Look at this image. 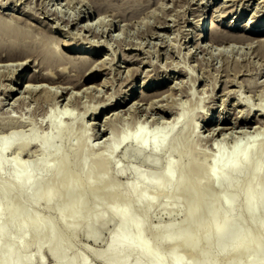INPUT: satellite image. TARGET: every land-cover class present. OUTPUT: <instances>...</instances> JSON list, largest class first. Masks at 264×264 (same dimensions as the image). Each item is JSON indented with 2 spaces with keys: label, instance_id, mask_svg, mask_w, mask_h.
I'll return each instance as SVG.
<instances>
[{
  "label": "rangeland",
  "instance_id": "1",
  "mask_svg": "<svg viewBox=\"0 0 264 264\" xmlns=\"http://www.w3.org/2000/svg\"><path fill=\"white\" fill-rule=\"evenodd\" d=\"M14 1L12 0L0 1L2 2L0 3V8H2L1 9L2 14L0 13V15L2 17L10 19L14 23H18V25L21 26V27L19 26L20 30H18V32H14L13 30H10V29L7 30V29H4L5 27L0 26V56L7 54L8 52L12 51L15 48V46H12L11 42L18 43V42H22L23 40L24 41L26 40L29 42H33L42 48V47H45L42 44L44 43V40L48 41L50 40V38L51 39L54 38L55 35H57L58 38L60 37L62 40L63 39L71 40L73 38L74 35L67 31L68 25H65V23L61 21H58V19H51V18L46 17L48 13H45V11L43 10V5L40 7V3H39L40 0L38 1L25 0L26 2L24 0L22 1L17 0L16 2ZM140 1L143 2L145 0L143 1L140 0ZM170 1L172 0L166 1V4H165L166 6L168 5L167 3H170V4L167 7H164V9L158 6L156 2L155 3L157 5L155 3L154 4L150 3L151 6L148 5L146 1H145L146 4L143 2L142 3L143 6L140 5L141 8L139 9L141 10V13L139 10H137L139 12L135 14L139 13L138 16L133 13L134 16H133V19H131V21L125 20L126 22L130 21L129 25L132 24L133 26L124 25L123 27H125L126 29L125 32L123 30H121L120 32L118 29L115 30V32H119L120 36L125 37L128 41L131 42V44H125L124 47L122 46L119 48L117 41L110 38L111 35L109 36L104 35L103 37H97V36L91 35V33L87 30L84 31L85 34L89 33L88 37L90 38V40L94 41L95 39V41H98V40H102L103 38V40H106V41L108 40L110 42L109 45L111 46L110 48L113 49L112 51H108L109 48L107 49V46L106 47L105 46L94 47L95 49L96 48L100 49V52H99L100 54L99 53L95 54V51H94V53L91 55H93L94 58H103L104 56H107V57L109 56L108 58L111 59L114 57L115 59L116 57L114 61L116 64H114V67L121 68L119 69L120 72H118V70H116L115 68L114 70L111 67H109V63L99 64L100 66L99 68H101L102 70L98 69L97 72L93 73L92 77H90L89 79H83L84 77L77 79L74 77V75L76 76V74L78 73L76 66H73L70 63L68 64L66 63L67 65L65 63L64 64L62 63L64 67L60 64H59L60 66L54 68L55 70L49 67L51 70H53L51 71L46 66H43L40 63V59L34 57L35 55L28 56V57L27 55H22V57L19 56L20 58L17 57V59L6 60L7 62L9 61L8 62L9 64L7 65V62L3 61L4 64L6 65L4 66L3 64V66H0V72L2 71L1 75H4V76L0 75V149H1L2 135H6L9 131H11L13 135L18 138L17 139L18 141L14 143L8 150H6L4 153L0 152V158L4 160V165L0 170V184L5 183V185L9 187V189L5 192L4 195H0V205L3 208H8L9 205H13L15 209L17 210V217L15 218L14 221H12L11 224H9L8 229L5 232V234H3L0 237V244L5 245L8 240L7 237L9 236L14 237L16 240L20 239L21 235L19 234L18 229H17L18 223L21 221V219L28 218L32 216L33 214L37 215L39 219V223L41 225V232L39 233L38 236H36L35 235L36 227L35 225L31 224L27 226L26 235L24 237V241H26L29 244L24 253L31 256V259L29 263L27 264H54V259L50 253L51 251L50 244L46 241V237L51 227L53 228L55 232L54 242H58V240H60L65 249L64 259L61 264H66V262L72 259L75 260L76 264H122L121 262H117L115 260L102 259L101 257L97 255V252L104 251L110 236L114 232L118 236L127 240L128 242L136 245V249L132 251L127 257H125V261H124L125 264H132L138 256H141L143 260V264H156V262L160 258L163 259V262L161 264H179L178 262H174L170 257L171 245L168 242H163L160 246H158L155 240V237L157 235L161 236L166 233L168 223L173 221L175 223V227L173 231L177 232V231H180L181 225L189 220L198 221L200 223L198 227H195L192 224H189L187 227L188 232L190 233L196 232L198 234L199 240L196 246H194L193 244L186 246V245H182L179 243H175L176 252L178 253L180 257H182L183 259L187 261H191V262L195 261V259L197 258L199 259V255H197L196 252L202 249V250L207 251L206 258L210 260L216 259L217 264H248L249 263L248 261L250 257L249 253H239L235 256H232L231 253L226 251L227 249H225L224 251H221V244L219 241L212 238L210 242H208L204 238L205 230L206 229L213 230L214 227L217 225V223L222 220L223 213L225 210V205L223 203L219 204L220 213H219L218 219L209 225H205L203 223L207 216L206 215L207 210L210 207L209 202H205L199 208L200 213L198 216L191 217V216L185 215L183 210L190 204L189 196H188L189 188L184 185L183 186L178 185V180L181 178L188 179L189 176L187 177L188 175L187 170L189 169L192 161L194 160L201 161L204 164L203 169H202L203 171L209 172V171L217 170L219 171L221 176L223 175V177L218 178V180L215 183V186L211 188L212 190L206 193L208 197L209 196L211 197V196H214L216 194L223 192V188L225 187V183L223 180L224 176L225 177L228 176L231 178V184L233 185V187H235L237 184L243 186L247 176L249 175V173L246 171L247 164L253 160H259L260 167L256 173L252 174L254 178V182H255V188H254L255 198L257 199L258 196L264 192V147L260 145L261 141L264 140V132H263L264 127L261 126L262 128H260L262 130L260 131L263 133V134L261 133L260 135L261 137H263L262 140L256 139L255 134H253L255 133V129H253L255 127L254 125H257L258 123H254L253 125L248 126V127L247 125H245V126H238L234 128L233 130L229 129L227 131L228 135H230L231 133L233 134L232 136L231 135L228 136V138H227V134L225 137V135L220 133L214 136L215 138L214 137L207 138L208 139L207 141L206 139L207 131H205L204 128H202L203 131L201 129L200 134L202 133L204 135L206 134L205 135L206 137L203 134L202 135L204 137L202 136L201 138H199L198 135L190 134L193 128V125L195 126L198 123L197 125L200 124V126H198V129L201 128V123H202L201 117L203 116L202 114H205L206 112L212 113V117H214L213 121L218 119L220 113H222V116H223L222 119L234 120L235 119L234 117L240 116V114L242 113L241 111L243 110H246V111H243V113L247 115L249 111L248 109L251 110L252 107L253 109H252L251 115L254 114L258 116L259 113H261L260 112L261 108L264 109V97H263L264 91L261 93V91L264 90V86H262L264 85V66L261 64V62L262 63L264 62V57H260L261 54H257V51L254 50V47L249 49L247 47H244L245 44L243 45V43H238V42L231 43V45L226 46L225 49L227 51H230L231 48L234 45H236L234 51L230 53L231 55L229 58H233L235 55L236 57H238L240 55L239 53L236 52L237 49H240L238 48L240 44H241L240 52L243 51L244 49L245 50L249 49L250 55L248 54V58L251 56L250 58L251 60L246 63L248 65L243 63L244 68H243V64L241 66L237 65V68L238 66H240L239 68H241L242 71L238 70L239 68L234 69L236 67V64L230 61L229 59H227L226 57L225 59L227 60H225L223 56H217L218 58H216V55H218L217 54L218 49H214L215 46L213 48L211 47L213 50L210 48L212 53L211 52L209 53L199 52L197 56L196 55L192 56L191 54H187V51L189 53V46H187V43L184 42L183 29L181 30L180 28H183L184 25L187 23V18L195 21L199 17L197 16V14L193 13L192 7L198 6L199 8L201 7L200 9H202V6H203V8L205 9L204 10L205 11L204 21L207 20L208 23L211 21V15L213 13V9L215 12L218 13V14L216 13L217 15H221L222 13L224 14V12L225 13L227 12L225 11L226 9L230 10L232 8H236L237 13L234 16L233 20L231 16L233 15L234 11H232L230 15L228 14V16L224 18V20L222 21L220 25L222 28H225V26L227 27V25H229V22H232L237 19L234 23H236L237 26L240 28L236 29L235 32H242L241 30L244 26L243 24L247 23L248 19L250 20L252 18L255 19L254 17H252L254 14L264 15V4H263L264 0H261V1L259 0H237V1L236 0L234 1L233 0H226V1L225 0H208V1L207 0H188L189 3L186 0H181L179 2H175L174 0L172 2ZM3 2L5 6L2 5ZM133 2L134 1L132 0L130 3L127 2L128 4L127 3L125 4L131 5L133 4ZM191 2L194 3L193 4L194 6L191 5ZM256 2H258L260 5H258ZM51 3H50V6H51ZM115 3L118 5L119 4L122 5L121 4L122 2L118 0H116ZM182 3L186 5L187 7L184 6ZM186 3L189 4V6ZM125 4L123 5L125 6ZM144 4L146 5V7H144L145 6ZM171 4L173 5L175 4L176 6L174 5L171 7ZM204 4H206V7H204ZM25 5L26 7H24ZM153 5L156 6L157 8V9H154L156 11L154 10H153L154 12L152 11L155 15V18L153 16V13L150 10L151 8L152 9L155 8ZM223 5H225L228 8L223 7ZM234 5L236 6L233 7ZM59 7H62L60 3H59ZM159 7L161 8V10L159 9ZM4 8H6L5 11H3ZM171 8L172 10L174 8V10L172 11ZM218 8L220 11L218 10ZM39 9H40V12L38 13ZM62 9H66V7L63 6ZM31 10L35 12H31ZM176 10L177 11L179 10L180 13L178 12L179 14H177ZM184 10L186 12H184ZM254 11L256 13H254ZM156 12L158 15L155 14ZM198 12L200 11H197V13ZM142 13L147 14V15H144ZM175 14L178 16L177 19H174L176 18ZM128 15L131 16L132 13ZM161 15L169 17L167 18V20L170 26H168L165 29L159 28L156 26V24L158 23V21H156L157 16L161 17ZM238 15H240L239 18L237 17ZM182 16H184L185 19ZM138 17L139 18L141 17L142 20L140 19V21H137L139 20ZM176 20H177V23L175 22ZM47 21H49V23ZM125 21L123 20L120 23H125ZM20 22H22L21 23L22 25L20 24ZM152 23L154 27L152 26ZM76 25L77 24L72 26L71 29L72 30L76 29L77 27ZM148 25H150L151 27ZM177 26L179 27L177 28ZM149 27L150 29H148ZM186 27L188 28L187 30H189L190 28L189 31H191L190 25L189 26L187 25ZM62 29L65 31H63ZM171 29H174L175 33H173ZM145 30H147L148 32H145ZM155 31L157 32L156 34H155ZM158 31H160L163 35L165 32H167L166 33L167 37L162 36L161 33H159ZM44 33L46 35L48 34L49 35L46 36ZM163 40H165L166 42ZM206 40H207V37L205 41ZM56 41L57 40L55 39L52 42V47L59 45V47L66 48V45L64 44V42H61L60 44H58L57 43L58 41L57 42ZM81 41H82V44H78L80 48L82 47L83 49H86V48H88L89 50L91 49V47H89L90 44L85 43L87 42V39L85 40V38H82ZM139 43H142L143 46L141 47L140 46L141 44ZM178 43L181 44L182 46L179 45ZM189 44L191 45L190 46L191 48L194 47L193 50L196 49V46H192V42H189L188 45ZM130 45H131V48H126L127 46L130 47ZM133 45H135V47ZM186 47L188 48V50ZM222 47L223 46L219 48H222ZM159 48L161 49L159 50ZM17 49H19V47H17ZM122 49L125 51H123ZM143 49L145 51H143ZM146 50H148L149 53L152 51L150 53V56ZM107 51L108 53H106ZM126 51L128 53H126ZM116 52L118 55H116ZM157 52L158 53L160 52V53L158 54ZM251 52L253 54H251ZM166 53H167V57L169 58H166ZM67 54L72 55V57H74L72 59H75V61L78 59L77 60L78 62L79 58H76V57L77 55H81V51L80 49H78L76 52L68 51ZM127 54L131 56L129 60L124 59L125 56H127ZM135 54L139 55L140 57ZM47 55L52 58H55V57L57 58V56L59 57V54L53 55V54H50L49 51ZM168 55H170L171 57ZM203 55L205 57H208V59L206 58V60H209V62L206 61L205 59H203L202 61L201 58ZM23 56L26 58H24ZM245 56H241V58ZM60 57L62 56L60 55ZM21 58L28 59L27 64L24 68L20 67V65H18L17 63L19 61L21 62L22 60ZM65 59H68V58H65ZM255 59L257 60L256 63L258 65L255 64V62H252V61H256ZM226 61L229 62V65H228V62ZM252 63L255 66L257 65L256 66L257 68H255V66ZM81 64L82 63H80L79 64L80 66L79 65L78 66L82 67L83 65ZM202 64L205 65L204 71H203V67H201L203 66ZM102 65H104V67ZM178 65L181 69L178 67ZM207 65L209 67H207ZM245 65L247 66V68L245 67ZM69 66L70 68H68ZM195 66L196 67L198 66V67L196 68ZM220 66L221 68H218ZM61 67H63L64 69ZM133 67H135L136 70ZM190 67L192 68L195 67V68L190 69ZM251 67L253 70L251 69ZM58 68L59 69L61 68L62 72L63 70H65L63 72L64 74L63 76L68 77L71 75L69 78L70 80L65 78L66 81H71V80L74 81V79H76L74 81L76 82V81L81 80L83 82L81 83L83 86L80 85V87L79 86L74 87V84L72 82L71 83L69 82L70 84L62 83V85H65V86L70 85V87L71 86L72 87L71 89L69 87L68 92H64L65 95L63 94V96H61V99L59 98L60 100L56 99L57 101L55 100V98L53 99L48 95H47L48 97L46 98V95L44 93L41 94L42 95L41 97H40V94L35 95V96L38 95L40 100L38 97H34V95L26 96L27 98L24 97L25 99L22 98L21 100H19L17 99V95L18 96L20 95L19 92H14L13 93L14 95H13V94H9V90H7V87L8 89L10 87L9 83L11 84L13 83L11 79L13 78V76L20 78L22 84L20 83L19 85L16 82L17 85L15 86L16 87L20 86L23 90L26 85L24 81L28 77L27 74H25L27 71L30 70V72H35V71L42 72L43 70L46 69L45 72H47L48 70L52 74L53 72H55V76H56V73L59 72ZM141 68H143V70ZM178 68L180 71L178 70ZM215 68L218 70H216ZM137 69H141L142 71L141 70L137 71ZM144 69H147V70H144ZM195 69H196V73L198 74L194 72L193 74H195L196 77L195 76L193 77V74H191V70L194 71ZM208 69L210 71H208ZM225 69L227 70V72L229 71L228 74H226ZM259 69L261 71H259ZM68 70H69V73L67 72ZM127 70L128 71L131 70L132 73L129 75L130 72L128 73ZM233 71L235 73V76H234V73H232ZM258 71L260 72V74ZM3 72L5 73L3 74ZM6 72L8 74H6ZM70 72L71 73L74 72L75 74L73 73L71 74ZM42 73H44V71ZM237 73L238 75L236 76ZM66 74H69V75H66ZM229 74L230 76H228ZM205 75L207 76L208 80L206 79V77H204ZM215 75L218 76L220 79L219 78L216 79L217 77ZM57 76H58V73H57ZM78 76L81 77V75H77V77ZM200 76H203V77H200ZM227 78L228 79L231 78L232 81L227 80ZM233 78L236 81H234ZM255 78L256 79L259 78L258 81L260 82L262 81L263 84L258 82ZM103 79L104 80L108 79L109 81L106 80L108 84ZM143 79H147V82L150 83L147 87L144 88V90L148 91L149 93H153L154 91H156V89H160V90L164 89L165 90L164 94H167V93L169 94V92L171 91L170 87L172 85L173 86L171 87V89L174 88L175 90L173 89L170 92V94L172 93V95L167 94V96H165L163 94L164 97L166 98H164L163 101L162 100L159 101L158 102L159 104L155 103V105L152 104L151 106V104H149V102L148 103L145 102V100L144 101L142 100L143 102L140 101V98L142 95L139 91L142 89L141 83H143L142 82ZM194 79H195V82H194ZM214 79L215 81L219 80L217 84H215V82L213 83ZM238 79L240 80V82ZM241 79H243L242 82H241ZM224 80L227 81L226 83H228V86L224 82ZM251 80H253L252 82L255 81V84H257L256 87L251 82ZM174 81L176 82L175 86L177 87H174V83H175ZM100 82L101 83L103 82L104 84L102 83L101 85ZM181 82L183 83V85H181ZM45 83L47 85L50 84L51 86H53L54 89H56L57 87V83L56 84L55 83L52 84L48 82H45ZM247 83L250 86L253 84V86H251L252 88ZM90 84L92 85L94 89L89 88L87 91H85L84 88H82ZM242 84H245V86H243ZM213 85H215L214 86L215 90L213 89ZM59 87L60 86L58 84L57 88L60 91H62L61 90L62 88H59ZM96 87H99V88H96ZM102 87H103V90H102ZM131 87H133L134 90H129L127 93L126 91L130 89ZM186 87L188 91L186 90ZM78 88L79 89L82 88L83 91L81 89L79 90ZM166 88L167 89L169 88V89L166 90ZM188 88H191V89H188ZM248 88H251L252 90L256 91L255 94H254V91L252 92V90ZM99 89H100V92H99ZM123 89H125L126 91ZM231 89L232 90L235 89V90L232 91ZM78 90H79V93H78ZM226 90L228 92H226ZM123 91L124 93H122ZM173 91L175 92L173 93ZM73 92H75L74 95H73ZM85 92L87 93L90 92L91 94H87ZM93 92L96 93L97 95L99 94V96H96V94L94 96ZM76 93L78 95H76ZM80 93L82 97L79 96ZM225 93H227V95ZM235 93L237 95L239 93L241 96L240 95L236 96ZM69 95L70 96L73 95V98L71 99L72 96L69 98L68 97ZM110 95L113 96L112 97L113 99L108 98V96L110 97ZM74 96L76 97L75 99H74ZM102 96H104V98ZM124 96H126L127 98H124ZM243 96H245L246 98ZM79 97L81 99H79ZM99 97L100 98L102 97V99L100 100ZM226 97L229 101L223 100L224 98L226 99ZM41 98H43V100H41ZM67 98L71 100L69 101L67 100ZM167 98L171 102H167L168 101ZM171 98L174 100L176 99L175 100L176 102H174V100L172 101ZM120 100H122V102ZM134 100L140 101L141 102V104L139 103L140 106L138 107L139 105L138 104L137 106L135 105L133 107V109L135 110L131 108V110L124 111V109H127L128 106L131 107L130 105L132 104V102H134ZM107 101L108 103L105 104ZM249 101H251L252 105ZM66 102H71V103L70 104L68 103L69 104L68 105ZM101 102L103 103L101 104ZM178 102H182V103H178ZM247 102H249V104ZM175 103H178L180 107L178 105H175ZM64 104H65V108L68 107L66 108V110L65 108H63ZM94 104L96 106L99 105L98 111L96 112L97 114L93 113L92 111L91 112L87 111V108L89 106L90 107L93 106ZM166 106L172 109V115H170L171 116L170 119L172 118L171 120L175 118V116L173 115H176V114L178 115L182 110H184L183 115L180 119V122L174 128L167 127L168 123L167 125H166V122L164 123V121L166 119L168 120L169 118L167 117L161 118L162 117L161 110L166 108ZM176 106H178L179 108ZM141 107H143V109ZM147 107L148 109L150 108L148 111H147ZM63 109L65 113L61 112V110ZM175 109H177V111ZM236 109L237 111H240V112H237ZM114 110H115L116 116L115 114L112 115ZM142 110L144 111L142 112ZM131 112L133 114H136L137 112L138 115L133 116ZM144 112H146V114ZM199 112H201L202 114H200ZM196 113H198L199 115L198 114L195 115ZM243 113L241 114V116H246ZM49 114L53 119H50V116H48ZM110 116L113 118V120H110ZM113 116H115L116 118ZM195 116H197V119ZM108 117H109V121H108L109 125L107 124L106 126L105 119L108 120ZM192 117H195L196 120L195 119L193 120L194 122L197 121L196 124H192V120H191ZM155 119L157 121H155ZM91 120L92 121L94 120L93 121L94 124ZM137 120H140V122ZM85 122H87L88 128L92 126V129L91 128L87 129L84 126L86 124ZM163 123L166 126H164ZM138 125H139V128H137ZM102 126L107 127V128L109 127V128L107 129L103 127L104 129L103 130L101 129ZM96 128L98 129L96 130ZM250 129H252L253 132ZM94 131H95V134H94ZM242 131L246 133L241 134L243 133ZM248 131L250 132L248 133ZM165 134H168V137L165 143L161 145L162 147L159 149L158 154L154 155L149 152L145 154H140L137 151L135 144L138 142V140H142L146 138L148 141L147 147L148 149H150L152 147L153 141L155 139L160 141ZM44 135H48L51 141L50 147L47 148L45 151L40 149L38 145ZM6 137H9V136H6ZM123 137H127L128 140H130L132 137L133 138L135 137V140L134 142L129 141L127 143L124 142L122 144H119L120 139ZM204 139L208 143H206ZM209 139H211L210 140L211 143L209 142ZM214 139H217V140H214ZM234 139H240L241 142L239 143L238 146H233L235 142ZM24 140H27V141L32 140L31 142L32 147L30 146L28 150H22L21 148H19L18 144ZM201 140L203 142H201ZM115 145H117L118 147L115 148ZM245 145L247 147L246 161L242 164V167L239 170H236L230 174L227 171L226 166L228 165L230 161L234 160L237 157V154L242 151V148ZM182 149L184 151L180 152V150ZM212 153L216 154L215 158ZM42 157H46L47 159H49L53 163V167L48 168V169L47 168H37L36 162L38 159ZM218 159H220V164L216 161ZM15 160H18L21 164H27L30 167V169H32L33 172H37V171L40 172L41 176L39 180H37L36 184L31 189H26V188L17 186L14 183V179L17 178L18 174H17V171L12 168L11 164ZM169 164H171L172 178L166 183L165 186L155 187V186L150 185L148 182L137 181V178H136L137 171L143 172L148 178V180L161 179L163 177L164 169H166V167ZM59 169L62 171H58ZM89 173H91V176L89 179H87V175ZM202 179H203V182L206 180L205 177H202ZM72 180L75 181L77 188H79L80 191L72 192L70 191L69 188H67V185ZM134 182H137L139 187L145 190L146 196L154 197L155 199L154 203L152 204L151 210L149 213H145V210L143 209L144 208L143 204L133 205L131 207V226L130 228L125 231L117 230L118 219L110 213L109 209L113 206L127 208V205L125 204L126 199L130 196L129 195L130 188ZM46 185L50 186L49 190L53 195V199L50 205L46 204L44 196L37 200L34 199L35 190L43 189L44 187H46ZM229 192H232V190L230 189ZM113 195H118V196L115 198L113 197ZM74 199L78 200V205L76 208L75 215H72L70 213V209H71L70 203L71 201H74ZM164 205L169 206V209L164 210L162 207ZM243 208H244V200H243L242 194H240L235 199L234 213H233V217L231 221L235 222L237 221L238 216H242V218L244 219L243 225L246 226V228H249L250 234L257 235L259 237L263 247H262V251L257 256L256 264H263L264 262V201L261 204H259L258 209L256 210L253 216L243 214ZM62 209H65V213H66L63 218L60 216V211ZM5 216H6V213H5ZM138 219L143 220V227H142L143 241L148 242L154 249L153 253L151 254H145L144 252H142L140 244L136 242V229L134 228L133 224ZM184 219H185V222H184ZM90 229H91V232H90ZM232 244H233V240H228L225 242L226 247H229ZM208 246H211V247H208ZM2 255L3 253H0V259L2 258ZM20 262H21V256L15 257L14 259H12L11 264H19Z\"/></svg>",
  "mask_w": 264,
  "mask_h": 264
},
{
  "label": "bare ground",
  "instance_id": "2",
  "mask_svg": "<svg viewBox=\"0 0 264 264\" xmlns=\"http://www.w3.org/2000/svg\"><path fill=\"white\" fill-rule=\"evenodd\" d=\"M0 1H2V0H0ZM9 1V0H8ZM12 1H14V0H12ZM17 1V0H16ZM16 1H14V2H16ZM19 1H22V0H19ZM19 1H18V3H19ZM25 1V0H24ZM36 1H38V0H36ZM47 1V2H46ZM115 1L116 0H40V7L43 5V10L45 11V13H48L47 15H46V17H48V18H51V19H58V21H61V22H63V23H65V25H68V27H67V31L68 32H70V33H72L73 35V38L70 40H65V39H61L60 37L58 38L57 37V35H55L54 36V38H50V40H48V41H45L44 40V43H42L45 47H40V46H38V45H36L35 43H33V42H29V41H22V42H18V43H14V42H11L12 43V46H15V48L12 50V51H10V52H8L7 54H5V55H1L0 56V66H3V64H4V62L3 61H6V60H13V59H17V57H19V56H21L22 57V55H27V57L28 56H33V55H35L34 57H36V58H38V59H40V63L43 65V66H46L47 68H52V69H54V68H56V67H58V66H60V65H62L63 66V64L65 63H70L71 65H73V66H76L77 67V71H78V73L76 74V76L74 75V77L75 78H82V77H84L83 79H89L90 77H92V75H93V73H95V72H97V70L98 69H100V70H102L101 68H99L100 66H99V64H108L109 63V67H111L112 69H114L115 67H114V64H116L114 61H115V59H116V57H115V59H114V57L113 58H108L107 56H104L103 58H94L93 57V55H91V54H93L94 53V51H95V54H98L99 52H100V49L99 48H94V47H101V46H107V49L109 48V50L108 51H112L113 49L112 48H110L111 46L109 45V41L107 40H103V38H102V40H98V41H95V39H94V41L93 40H90V38L88 37L89 35V33L87 34H85L84 33V31L85 30H87V31H89L90 33H91V35H94V36H97V37H103L104 35H111V37L110 38H112V39H114L115 41H117V43H118V45H119V48L120 47H124V45L125 44H131V42L130 41H128L125 37H123V36H120L119 35V32L121 31V30H123L124 32L126 31V29H125V27H123L124 25L125 26H131V25H129L130 24V21H131V19H133V16H134V14L135 13H137V12H139L140 11V13H141V10H139L140 8H141V6L140 5H142V3L144 2L145 3V1H146V3H148V5H150L151 6V4H154L155 2L158 4V6H160L161 8H163L164 9V7H167L170 3H167L168 5L166 6L165 4H166V1L167 0H145V1H143V2H141L140 0H133L134 2H133V4H129V5H126L125 3H127V2H131L132 0H118V1H121L122 3V5H118V4H116L115 3ZM173 1V0H172ZM172 1H170V2H172ZM175 2H179V1H181V0H174ZM187 2H188V0H186ZM208 1V0H207ZM226 1V0H225ZM234 1V0H233ZM232 1V2H233ZM237 1V0H236ZM259 1H261V0H259ZM6 2V1H5ZM26 2V1H25ZM44 2H45V4H44ZM52 2V3H51ZM174 2V3H175ZM183 2V1H182ZM192 2H194V1H192ZM191 2V5L192 6H194L193 4L194 3H192ZM201 2V1H200ZM0 3H2V2H0ZM8 3V2H7ZM10 3H12V2H10ZM17 3V4H18ZM22 3V2H21ZM50 3H51V6H50ZM59 3L62 5V7L63 6H65L66 7V9H62V7H59ZM119 3V2H118ZM145 3V4H146ZM151 3V4H150ZM155 3V4H156ZM181 3V2H180ZM184 3H185V1H184ZM189 3V2H188ZM199 3V2H198ZM209 3V2H208ZM223 3H225V2H223ZM228 3V2H227ZM237 3V2H236ZM258 5H260L258 2H256ZM261 3V2H260ZM25 4V3H24ZM27 4V3H26ZM123 4H125V6L123 5ZM128 4V3H127ZM144 4V5H145ZM156 4V5H157ZM176 4V3H175ZM174 4V5H175ZM183 4V3H182ZM181 4V5H182ZM187 4V3H186ZM229 4V3H228ZM232 4V3H231ZM230 4V5H231ZM242 4H243V2H242ZM264 4V3H263ZM3 6H5V4H4V2H3V4H2ZM165 5V6H164ZM173 4H171V7L172 6H174ZM177 5H179V4H177ZM184 5V4H183ZM188 6H189V4H187ZM222 5V4H221ZM3 6H1V7H3ZM7 6V5H6ZM8 6H9V4H8ZM34 6H36V5H34ZM34 6H32V7H34ZM143 6V5H142ZM154 6V5H153ZM176 6V5H175ZM184 6H186V5H184ZM236 5H234L233 7H235ZM246 6V5H245ZM15 7V6H14ZM24 7H26V5L24 6ZM38 7V6H37ZM37 7H35V8H37ZM144 7H146V5L144 6ZM143 7V8H144ZM155 8H151L150 10H151V12L154 10V9H157L156 8V6H154ZM159 7V9L161 10V8ZM183 7V6H182ZM187 7V6H186ZM204 7H206V4H204ZM208 7V6H207ZM220 7V6H219ZM222 7V6H221ZM223 7H225V8H228V7H226L225 5H223ZM231 7V6H230ZM229 7V8H230ZM254 7V6H253ZM259 7H261V6H259ZM148 8H149V6H148ZM191 8V7H190ZM201 8V7H200ZM198 6L197 7H192V9H193V13H195V14H197V16H199L195 21H193V20H190V19H188L187 17V23L184 25V27L183 28H180L181 30L183 29V33H184V42L185 43H187V46H189V53H188V51H187V54H191L192 56H197L198 54H199V52H211L212 53V51L210 50V48L212 47H214V49H218V52H217V54L218 55H216V58H218L217 56H223L224 57V59H225V57L227 58V59H229L230 61H232L233 63H235L236 64V67L234 68V69H238L243 63L244 64H246L247 62H249L251 59V56L248 58V54L250 55V51H249V49H251L252 47H254V50H256L257 51V54H261V56L260 57H264V15H257V14H254L252 17H254L255 19H248L247 20V23H245V24H243L244 26H243V28H242V32H235V30L236 29H239L240 27H238L237 26V24L236 23H234L236 20H234V21H232V22H229V25H227V27L225 26V28H222L221 27V23H222V21L224 20V18H226V16H228V14L230 15L231 14V12L232 11H234V13H233V15L231 16V18H232V20H233V18H234V16L236 15V13H237V9L236 8H232V9H226L225 11H227L226 13L224 12V14L222 13L221 15H217L218 13L217 12H215L214 11V9H213V13H212V15H211V21L208 23L207 22V20H205L204 21V14H205V9L203 8V6H202V9H200ZM249 8V7H248ZM258 8V7H257ZM1 9L2 8H0V13H1ZM5 9L6 8H4L3 9V11H5ZM14 9V8H13ZM29 9H30V7H29ZM32 9V8H31ZM159 9H158V11H159ZM162 9V10H163ZM179 9V8H178ZM239 9V8H238ZM28 10V9H27ZM137 10H139V11H137ZM143 10V9H142ZM166 10V9H165ZM171 10H172V8H171ZM173 10H174V8H173ZM172 10V11H173ZM217 10V9H216ZM218 10H219V8H218ZM259 10V9H258ZM2 11V12H3ZM147 11V10H146ZM154 11H156V10H154ZM153 11V12H154ZM168 11V10H167ZM197 11H200V12H198L197 13ZM220 11V10H219ZM257 11V10H256ZM31 12H35V11H32L31 10ZM40 12V9H39V11H38V13ZM143 12V11H142ZM151 12H149V13H151ZM152 12V13H153ZM176 12H177V14H179L180 13V11L178 10H176ZM179 12V13H178ZM184 12H186L185 10H184ZM10 13V12H9ZM44 13V12H43ZM105 13V14H104ZM130 13H132V15L131 16H129L128 14H130ZM134 13V14H133ZM145 13V12H144ZM144 13H142V14H144ZM162 13H163V11H162ZM175 13V12H174ZM182 13V12H181ZM217 13V14H216ZM254 13H256L255 11H254ZM258 13H260V12H258ZM2 14V13H1ZM8 14V13H7ZM14 14V13H13ZM12 14V15H13ZM139 14V13H138ZM138 14H135V15H137L138 16ZM155 14H157V12L155 13ZM34 15V14H33ZM38 15V14H37ZM144 15H147V14H144ZM158 15V14H157ZM160 15V14H159ZM165 15V14H164ZM169 15V14H168ZM172 15H173V13H172ZM176 15V14H175ZM184 15H185V13H184ZM187 15V14H186ZM41 16V15H40ZM109 16V17H108ZM140 16H142V15H140ZM153 16H154V18H155V15H154V13H153ZM179 16H181V15H179ZM218 16H220V17H218ZM11 17V16H10ZM12 17H14V16H12ZM38 17V16H37ZM148 17V16H147ZM176 18H174V19H177V15L175 16ZM182 17H184V16H182ZM238 18L240 17V15H238L237 16ZM35 18H36V16H35ZM136 18V17H135ZM139 18V17H138ZM145 18V17H144ZM167 18H169L168 16L166 17V16H163V15H161V17H158L157 16V20L156 21H158V23L156 24V26L157 27H159V28H163V29H165V28H167L168 26H170L169 24H168V20H167ZM20 19V18H19ZM140 19H141V17L139 18V20H137V21H140ZM172 19V18H171ZM184 19H185V17H184ZM18 20V19H17ZM125 21V20H130V21H128V22H126L125 21V23H120V22H122V21ZM142 20V19H141ZM149 20V19H148ZM173 20V19H172ZM24 21H25V19H24ZM135 21V20H134ZM181 21V20H180ZM180 21H178V22H180ZM183 21V20H182ZM23 22V21H22ZM22 22H20V24L22 23ZM42 22H43V20H42ZM48 23H49V21H47ZM150 22V21H149ZM152 22V21H151ZM176 23H177V20L175 21ZM184 22V21H183ZM173 23V22H172ZM33 24V23H32ZM47 24V23H46ZM54 24V23H53ZM75 24H77L76 26V29H71L72 28V26H74ZM148 24V23H147ZM151 24V23H150ZM180 24V23H179ZM22 25V24H21ZM45 25V24H44ZM51 25V24H50ZM183 25V24H182ZM189 26L190 25V27H191V31H189L190 30V28H189V30H187L188 28L186 27V26ZM0 26H3V27H5L4 29H7V30H13L14 32H18V30H20L19 28L21 27L20 25H18V23H14V22H12L10 19H7V18H5V17H2L1 15H0ZM20 26V27H19ZM49 26V25H48ZM133 26V25H132ZM148 26H150V25H148ZM152 26H153V23H152ZM171 26H172V24H171ZM175 26V25H174ZM59 27V26H58ZM57 27V28H58ZM151 27V26H150ZM150 27L148 28V29H150ZM154 27V26H153ZM152 27V28H153ZM179 26H177V28H178ZM182 27V26H181ZM51 28H52V26H51ZM127 28V27H126ZM152 28H151V30H152ZM170 28V27H169ZM175 28V27H174ZM203 28V29H202ZM66 29V28H65ZM71 29V30H70ZM116 29H118L119 30V32H115V30ZM125 29V30H124ZM155 29H157V28H155ZM48 30V29H47ZM63 30V29H62ZM172 31H173V33H175L174 32V29H171ZM178 30V29H177ZM50 31V30H49ZM63 31H65V30H63ZM154 31V30H153ZM161 31V30H160ZM160 31H158L159 33H161ZM180 31V30H179ZM47 32V31H46ZM61 32V31H60ZM145 32H148L147 30H145ZM150 32H152V31H150ZM48 33V32H47ZM157 32L155 31V34H156ZM163 33V32H162ZM161 33V35L162 36H166V33L167 32H165L164 33V35ZM191 33H193V34H191ZM45 34V33H44ZM152 34V33H151ZM170 34V33H169ZM179 34V33H178ZM181 34V33H180ZM191 34V35H190ZM46 35V34H45ZM49 35V34H48ZM48 35H46V36H48ZM160 35V36H161ZM168 35V34H167ZM183 35V34H182ZM51 36H52V34H51ZM150 36V35H149ZM155 36V35H154ZM175 36V35H174ZM42 37V36H41ZM40 37V38H41ZM107 37V36H106ZM167 37V36H166ZM169 37H171V36H169ZM168 37V38H169ZM178 37V36H177ZM176 37V38H177ZM206 37H207V40L206 41H208V42H206L205 41V39H206ZM209 37V38H208ZM82 38H85V40L87 39V42H85V43H89L90 45H89V47H91V49L89 50L88 48H86V49H83L82 47L80 48L79 46H78V44H82ZM110 38H108V39H110ZM175 38V39H176ZM179 38V37H178ZM181 38V37H180ZM182 38H183V36H182ZM43 39V38H42ZM57 40L56 42L58 43V44H60L61 42H64V44L66 45V48H63V47H59V45L57 46H55V47H52V42L54 41V40ZM101 39V38H100ZM164 39V38H163ZM84 40V39H83ZM149 40V39H148ZM134 41V40H133ZM152 41V40H151ZM162 41V40H161ZM163 41H165V40H163ZM180 41V40H179ZM139 42V41H138ZM141 42V41H140ZM154 42V41H153ZM156 42V41H155ZM158 42V41H157ZM160 42V41H159ZM166 42V41H165ZM189 42H192V46H196V49L195 50H193V48H191L190 46V44L188 45V43ZM234 42H238V43H243V45L245 44V46L244 47H247V48H249L248 50H243V51H241L240 52V49H241V44L238 46V48H240V49H237L236 50V52L237 53H239L240 55L238 56V57H236V55L233 57V58H229L230 57V53L231 52H233L234 51V49H235V46L236 45H234L232 48H231V50L230 51H227L225 48H226V46H229V45H231V43H234ZM152 43V42H151ZM21 44V45H20ZM139 44H141L140 46L142 47L143 45H142V43H139ZM144 44V43H143ZM159 44V43H158ZM179 44V43H178ZM178 44H177V46H178ZM246 44H247V46H246ZM117 45V44H116ZM179 45H181V44H179ZM54 46V45H53ZM134 47H135V45H133ZM156 46H158V45H156ZM160 46V45H159ZM166 46V45H165ZM182 46V45H181ZM221 46H223L222 48H219V47H221ZM17 47H19V49H17ZM133 47V48H134ZM217 47V48H216ZM46 48V49H45ZM118 48V47H117ZM126 48H131V45H130V47H126ZM138 48H139V46H138ZM144 48V47H143ZM158 48V47H157ZM157 48H155V49H157ZM182 48V47H181ZM187 48V47H186ZM211 48V49H212ZM78 49H80V51H81V55H77V57L76 58H79V61L77 62V60L75 61V59H72V58H74V57H72V55H68L67 53H68V51H71V52H76ZM115 49V48H114ZM142 49V48H141ZM161 48H159V50H160ZM84 50V51H83ZM123 50V49H122ZM121 50V51H122ZM128 50V49H127ZM168 50V49H167ZM187 50H188V48H187ZM213 50V49H212ZM254 50H252V51H254ZM48 51L50 52V54H53V55H57V54H59V57L57 56V58L55 57V58H52V57H49L48 55H47V53H48ZM108 51L106 52V53H108ZM115 51V50H114ZM117 51V50H116ZM123 51H125V50H123ZM143 51H145L144 49H143ZM147 52H148V50H146ZM151 51V50H150ZM157 51V50H156ZM255 51V52H256ZM118 52V51H117ZM117 52H116V55H118L117 54ZM152 52V51H151ZM150 52V53H151ZM168 52V51H167ZM214 52V51H213ZM126 53H128L127 51H126ZM144 53V52H143ZM149 53V52H148ZM150 53H149V56H150ZM155 53V52H154ZM158 53V52H157ZM156 53V54H157ZM160 53V52H159ZM158 53V54H159ZM100 54V53H99ZM115 54V53H114ZM123 54V53H122ZM134 54V53H133ZM138 54V53H137ZM137 54H135V55H137ZM216 54V53H215ZM251 54H253L252 52H251ZM257 54H256V56H257ZM60 55L62 56V57H60ZM173 55V54H172ZM190 55V56H191ZM205 55V54H204ZM202 56V61H203V59H205L206 60V58L208 59V57H205V56ZM212 55V54H211ZM214 55V54H213ZM246 55V56H245ZM115 56V55H114ZM124 56V55H123ZM128 56V57H127ZM127 56H125V58L124 59H126V60H129V58H131V56L130 55H128L127 54ZM130 56V57H129ZM137 56H139V55H137ZM136 56V57H137ZM148 56V55H147ZM157 56H159V55H157ZM168 56H170V55H168ZM187 56H189V55H187ZM215 56V55H214ZM241 56H245V57H242L241 58ZM255 56V57H256ZM24 57V56H23ZM33 57V58H34ZM112 57V56H111ZM140 57V56H139ZM171 57V56H170ZM199 57V56H198ZM20 58V57H19ZM18 58V59H19ZM24 58H26V57H24ZM65 58H68V59H65ZM166 58H169V57H167V53H166ZM210 58V57H209ZM213 58V57H212ZM253 58V57H252ZM257 58H258V56H257ZM22 59V58H21ZM30 59V58H29ZM31 59H32V57H31ZM37 59V60H38ZM138 59V58H137ZM227 59H225V60H227ZM22 60H24V61H22ZM21 60V62L19 61V62H17L18 63V65H20V67H22V68H24L25 66H26V64H27V60L28 59H22ZM36 60V59H35ZM131 60V59H130ZM139 60V59H138ZM137 60V61H138ZM200 60V59H199ZM213 60V59H212ZM256 60V59H255ZM260 60V59H259ZM31 61V60H30ZM206 61H208L209 62V60H206ZM205 61V62H206ZM7 62V61H6ZM5 62V63H6ZM9 62V61H8ZM7 62V65L9 64ZM36 62V61H35ZM133 62V61H132ZM143 62V61H142ZM146 62H147V60H146ZM145 62V63H146ZM149 62H150V60H149ZM148 62V63H149ZM199 62H201V61H199ZM208 62H207V64H208ZM226 62H228V61H226ZM252 62H255V64H257L256 62H257V60L256 61H252ZM39 63V64H40ZM63 63V64H62ZM80 63H82L81 65H83L82 67H79L80 65ZM151 63H152V61H151ZM154 63V62H153ZM158 63V62H157ZM204 63V62H203ZM212 63V62H211ZM231 63V62H230ZM251 63V62H250ZM249 63V64H250ZM259 63V62H258ZM31 64V63H30ZM60 64V65H59ZM66 64V65H67ZM198 64V63H197ZM200 64V63H199ZM213 64V63H212ZM226 64V63H225ZM244 64H243V68H244ZM253 64V63H252ZM261 64L264 66V62L262 63L261 62ZM6 64H4V66H5ZM38 65V64H37ZM79 65V66H78ZM193 65V64H192ZM191 65V66H192ZM203 65V64H202ZM228 65H229V62H228ZM237 65H240V66H238V68H237ZM246 65H248V64H246ZM245 65V67L247 68V66ZM254 65V64H253ZM258 65V64H257ZM256 65V66H257ZM261 65V66H262ZM28 66V65H27ZM40 66V65H39ZM103 67H104V65H102ZM122 66V65H121ZM184 66V65H183ZM182 66V67H183ZM200 66V65H199ZM205 65H203V66H201V67H203V71H204V67ZM233 66V65H232ZM231 66V67H232ZM252 66V65H251ZM255 66V65H254ZM254 66H253V68H254ZM255 66V68H257ZM261 66H260V68H261ZM262 66V67H263ZM19 67V66H18ZM19 67V68H20ZM37 67V66H36ZM41 67V66H40ZM64 67V66H63ZM63 67H61V68H63ZM102 67V68H103ZM127 67V66H126ZM140 67V66H139ZM176 67H177V65H176ZM175 67V68H176ZM178 67H179V65H178ZM188 67V66H187ZM196 67V66H195ZM194 67V68H195ZM198 67V66H197ZM196 67V68H197ZM207 67H209L208 65H207ZM211 67V66H210ZM213 67V66H212ZM226 67V66H225ZM225 67H223V68H225ZM49 68V69H50ZM60 68V69H61ZM66 68V67H65ZM68 68H70V66L68 67ZM73 68V67H72ZM71 68V69H72ZM131 68V67H130ZM129 68V69H130ZM133 68H135V67H133ZM132 68V69H133ZM180 68V67H179ZM179 68H178V70H179ZM185 68H186V66H185ZM192 67H190V69H191ZM194 68H192V69H194ZM218 68H221V66L220 67H218ZM18 69V68H17ZM37 69V68H36ZM35 69V70H36ZM59 69V68H58ZM57 69V70H58ZM58 70L59 72H57L58 73V76H57V73H56V76H55V72H53V74L49 71H47V72H45L46 71V69L45 70H43L44 71V73H42V72H30V70L29 71H27L25 74H27V78H26V80L24 81V83L26 84L25 85V88L22 90V88L20 87V86H15V85H17V84H19L20 85V83H21V80H20V78L19 77H15V76H13V74H12V76H13V78H11L12 79V84L11 83H9L10 84V87H9V89H8V87H7V90H9V94H13L14 92H19L20 93V95L18 96L17 95V99H19V100H21L22 98H24V97H26V96H30V95H34V97H38V95L37 96H35L36 94H40V97L42 96L41 94L42 93H44L45 95H46V98L48 97V96H50L51 98H55V100L56 99H61V96H63V94H64V92H68L69 91V87H70V83L72 82L73 84H74V87L75 86H79L80 87V85H82L81 83H83L81 80V82L80 81H76V82H74L76 79H74V81H66L65 80V78L66 79H69L70 78V76H68V77H66V76H63L64 74H63V72L65 71V70H63V72H62V69L61 70ZM64 69V68H63ZM74 69V68H73ZM72 69V70H73ZM112 69H111V71H112ZM116 70H118V72H120V70L119 69H121V68H118V67H116L115 68ZM114 69V70H115ZM128 69V70H129ZM131 69V70H132ZM142 70H143V68H141ZM141 69H137V71L138 70H141ZM177 69V68H176ZM181 69V68H180ZM184 69V68H183ZM182 69V70H183ZM188 69V68H187ZM201 69V68H200ZM216 69V68H215ZM251 69H252V67H251ZM263 69V68H262ZM38 70V69H37ZM51 70V69H50ZM55 70V69H54ZM75 70V69H74ZM113 70V71H114ZM127 70V71H128ZM131 70L130 71H128V73H129V75L132 73L131 72ZM135 70H136V68H135ZM141 70V71H142ZM144 70H147V69H144ZM177 70V71H178ZM186 70V69H185ZM216 70H218V69H216ZM229 70H230V68H229ZM238 70H241L242 71V69L241 68H239ZM245 70V69H244ZM250 70V69H249ZM248 70V71H249ZM253 70V69H252ZM251 70V71H252ZM256 70V69H255ZM4 71V70H3ZM14 71H15V69H14ZM17 71V70H16ZM51 71H53V70H51ZM76 71V70H75ZM134 71V70H133ZM136 71V72H137ZM141 71H139V72H141ZM149 71V70H148ZM147 71V72H148ZM180 71V70H179ZM189 71V70H188ZM208 71H210L209 69H208ZM215 71V70H214ZM247 71V70H246ZM257 71V70H256ZM259 71H261L260 69H259ZM258 71V72H259ZM263 71V70H262ZM2 72V71H1ZM0 72V75L2 74ZM68 73H69V70L67 71ZM102 72V71H101ZM117 72V71H116ZM115 72V73H116ZM126 72V71H125ZM146 72V71H145ZM196 73V69L193 71V70H191V74H193V73ZM206 72V71H205ZM212 72V71H211ZM218 72V71H217ZM225 72H226V74H228V72H227V70L225 69ZM224 72V73H225ZM236 72V71H235ZM245 72V71H244ZM5 72H3V74H4ZM12 73V72H11ZM71 73V72H70ZM73 74H75L74 72H72ZM71 73V74H72ZM151 73V72H150ZM213 73V72H212ZM219 73V72H218ZM221 73V72H220ZM232 73H234V71L232 72ZM241 73V72H240ZM240 73H239V75H240ZM253 73H255V72H253ZM6 74H8L7 72H6ZM120 74V73H119ZM196 74H198V73H196ZM222 74H223V72H222ZM231 74V73H230ZM230 74L228 75V76H230ZM251 74H252V72H251ZM259 74H260V72H259ZM9 75H10V73H9ZM66 75H69V74H66ZM77 75H81V77H77ZM126 75V74H125ZM149 75V74H148ZM200 75H202V74H200ZM220 75V74H219ZM238 75V73L236 74V76ZM258 75V74H257ZM1 76H4V75H1ZM6 76H8V75H6ZM128 76V75H127ZM140 76V75H139ZM169 76V75H168ZM172 76V75H171ZM195 76V74H193V77ZM198 76V75H197ZM216 76V75H215ZM227 76V75H226ZM234 76H235V73H234ZM259 76V75H258ZM73 77V76H72ZM130 77V76H129ZM145 77V76H144ZM155 77V76H154ZM174 77V76H173ZM191 77H192V75H191ZM196 77V76H195ZM200 77H203V76H200ZM204 77H206V79H207V76L205 75ZM217 78L216 79H218L219 77L218 76H216ZM221 77V76H220ZM231 77H232V75H231ZM134 78V77H133ZM149 78V77H148ZM152 78V77H151ZM166 78V77H165ZM164 78V79H165ZM229 78V77H228ZM227 78V80H231L232 81V79L230 78V79H228ZM260 78V77H259ZM258 78V79H259ZM10 79V78H9ZM73 79V78H72ZM82 79V80H83ZM110 79V78H109ZM160 79V78H159ZM197 79V78H196ZM203 79V78H202ZM220 79V78H219ZM234 79V78H233ZM256 79V78H255ZM254 79V80H255ZM258 79H256L257 81H258ZM65 80V81H64ZM70 80V79H69ZM104 80V79H103ZM106 80H108V79H106ZM106 80H104V81H106ZM132 80V79H131ZM183 80V79H182ZM192 80V79H191ZM208 80V79H207ZM239 80V79H238ZM248 80V79H247ZM109 81V80H108ZM149 81V80H148ZM219 81V80H218ZM218 81H215V79H214V81H213V83L215 82V84H217L218 83ZM234 81H236L235 79H234ZM243 81V79H241V82ZM253 80H251V82H252ZM256 81V82H257ZM16 82H17V84H16ZM45 82H48V83H52V84H56L57 83V87H58V84H59V88H62L61 90L62 91H60L57 87H56V89H54L53 88V86H51L50 84L49 85H47ZM70 82V83H69ZM107 82V81H106ZM143 83H141L142 85V89L139 91L140 93H141V98H140V101H144L145 100V102H149V104H151V106H152V104H154L155 105V103H157V104H159L158 102L159 101H163V99L164 98H166V97H164V95L165 96H167V94H164L165 93V90L164 89H162V90H160V89H156V91H154L153 93H149L148 91H145L144 90V88L145 87H147L150 83H148L147 82V79H143V81H142ZM175 82V81H174ZM194 82H195V79H194ZM224 82L226 83L227 81L226 80H224ZM239 82H240V80H239ZM258 82H260V81H258ZM62 83H69L68 85L69 86H65V85H62ZM101 83V82H100ZM103 83V82H102ZM102 83H101V85H102ZM129 83H131V82H129ZM206 83V82H205ZM210 83V82H209ZM212 83V84H213ZM232 83V82H231ZM249 83V82H248ZM247 83V84H248ZM254 85H255V87H256V85L257 84H255V81L254 82H252ZM260 83H262V81L260 82ZM22 84V83H21ZM104 84V83H103ZM107 84H108V82H107ZM177 84H178V82H177ZM193 84H195V83H193ZM208 84V83H207ZM227 84V86H228V83H226ZM234 84V83H233ZM236 84H238V83H236ZM251 84V83H250ZM253 84L251 85V86H253ZM259 84V83H258ZM263 84V83H262ZM85 85V84H84ZM176 85V82L174 83V87H177V86H175ZM181 85H183V83L181 82ZM206 85V84H205ZM225 85V84H224ZM232 85V84H231ZM243 86H245V84H242ZM249 85V84H248ZM7 86H8V84H7ZM83 86V85H82ZM94 86H96V85H94ZM107 86V85H106ZM171 86V85H170ZM173 86V85H172ZM171 86V87H172ZM180 86V85H179ZM178 86V87H179ZM186 86V85H185ZM195 86V85H194ZM214 86L215 85H213V89H214ZM217 86V85H216ZM226 86V85H225ZM240 86V85H239ZM242 86V87H243ZM250 86V85H249ZM248 86V87H249ZM250 86V87H251ZM262 86H264V85H262ZM72 87V86H71ZM71 87H70V89H71ZM171 87H170V90L172 91L173 89H171ZM181 87V86H180ZM189 87V86H188ZM192 87V86H191ZM82 88H84V90L85 91H87L89 88L91 89V88H93L92 87V85L90 84V85H86V86H84V87H82ZM82 88H80L81 90H82ZM96 88H99V87H96ZM183 88V87H182ZM206 88V87H205ZM210 88V87H209ZM225 88V87H224ZM223 88V89H224ZM241 88V87H240ZM252 88V87H251ZM251 88H248V89H251ZM260 88V87H259ZM263 88V87H262ZM65 89H67V90H65ZM77 89V88H76ZM79 89V88H78ZM79 89V90H80ZM94 89V88H93ZM92 89V90H93ZM169 89V88H168ZM167 88H166V90H168ZM188 89H191V88H188ZM213 89H212V91H213ZM256 89V88H255ZM258 89V88H257ZM65 90V91H64ZM79 90H78V93H79ZM102 90H103V87H102ZM123 90H125V89H123ZM129 90H134L133 89V87H131L130 89H128L126 92L128 93V91ZM169 90V91H170ZM175 90V89H174ZM182 90V89H181ZM186 90H187V87H186ZM203 90V89H202ZM205 90V89H204ZM215 90V89H214ZM232 90V89H231ZM230 90V91H231ZM233 90H235V89H233ZM232 90V91H233ZM237 90V89H236ZM241 90V89H240ZM252 90V89H251ZM75 91V90H74ZM83 91V90H82ZM90 91V90H89ZM94 91V90H93ZM170 91V92H171ZM185 91V90H184ZM188 91V90H187ZM186 91V92H187ZM211 91V92H212ZM254 90H252V92H253ZM264 90H262L261 91V93L263 92ZM6 92V91H5ZM72 92V91H71ZM70 92V93H71ZM99 92H100V89H99ZM125 92V93H126ZM170 92H169V94H170ZM175 91H173V93H174ZM178 92V91H177ZM223 92H224V90H223ZM226 92H228L227 90H226ZM236 92V91H235ZM255 92L256 91H254V94H255ZM70 93H68V94H70ZM74 93L75 92H73V95H74ZM85 93H87V92H85ZM85 93H84V95H85ZM94 93V92H93ZM92 93V94H93ZM122 93H124V91L122 92ZM231 93V92H230ZM72 94V93H71ZM87 94H91L90 92L89 93H87ZM86 94V95H87ZM95 94L96 93H94V96H95ZM121 94V93H120ZM164 94V95H163ZM168 94V95H169ZM212 94V93H211ZM226 95H227V93H225ZM224 94V95H225ZM236 94V93H235ZM253 94V93H252ZM251 94V95H252ZM14 95V94H13ZM48 95V96H47ZM65 95V94H64ZM73 95H69L68 97L70 98L71 97V99L73 98ZM76 95H78L77 93H76ZM83 95V96H84ZM170 95H172V93L170 94ZM175 95H176V93H175ZM240 94L238 93V95L236 94V96H239ZM263 95H264V92H263ZM262 95V96H263ZM44 96V95H43ZM79 96H81V93H80V95ZM93 96V95H92ZM96 96H99V94L97 95L96 94ZM121 96V95H120ZM127 96V95H126ZM126 96H124V98H127ZM215 96V95H214ZM213 96V97H214ZM241 96V95H240ZM250 96V95H249ZM260 96H261V94H260ZM12 97V96H11ZM65 97V96H64ZM67 97V96H66ZM82 97V96H81ZM103 98H104V96H102ZM102 97L100 98V100L102 99ZM106 97V96H105ZM113 96H111L110 95V97L108 96V98L109 99H113L112 98ZM119 97V96H118ZM171 97H173V96H171ZM210 97H211V95H210ZM228 97V96H227ZM227 97H226V99L224 98L223 100L224 101H226V100H228L227 99ZM243 97H245V96H243ZM264 97V96H263ZM16 98V97H15ZM27 98V97H26ZM39 98V97H38ZM69 98H67V100H69ZM76 97L74 96V99H75ZM108 98H107V100H108ZM169 98V97H168ZM168 98H167V100H168ZM229 98V97H228ZM241 98V97H240ZM239 98V99H240ZM246 98V97H245ZM247 98H248V96H247ZM25 99V98H24ZM59 99V100H60ZM70 99V100H71ZM73 99V100H74ZM79 99H81L80 97H79ZM139 99V98H138ZM172 99V98H171ZM170 99V100H171ZM213 99V98H212ZM39 100H40V98H39ZM41 100H43V98H41ZM58 100V101H59ZM69 100V101H70ZM97 100H99V99H97ZM104 100V99H103ZM105 100H106V98H105ZM104 100V101H105ZM124 100V99H123ZM174 99H172V101H173ZM176 100V99H175ZM174 100V102H176ZM241 100V99H240ZM244 100V99H243ZM247 100V99H246ZM248 100H249V98H248ZM247 100V101H248ZM14 101H15V99H14ZM57 101V100H56ZM76 101V100H75ZM74 101V102H75ZM80 101V100H79ZM117 101V100H116ZM121 102H122V100H120ZM140 101H138V100H134V102H132V104L130 105L131 107H127V109H124V111H126V110H131V108L133 109V107L136 105H138L139 103L141 104V102ZM142 101V102H143ZM177 101H179V100H177ZM229 101V100H228ZM237 101V100H236ZM73 102V101H72ZM78 102V101H77ZM110 102V101H109ZM112 102V101H111ZM165 102V101H164ZM167 102H171V101H167ZM241 102V101H240ZM239 102V103H240ZM246 102V101H245ZM250 103H251V101H249ZM249 102H247L248 104H249ZM62 103H64V102H62ZM67 104L69 103H71V102H66ZM103 102H101V104H102ZM105 103V102H104ZM108 103V101L105 103V104H107ZM161 103V102H160ZM178 103H182V102H178ZM178 103H175V105H178ZM226 103V102H225ZM58 104V103H57ZM66 104V105H67ZM68 104V105H69ZM110 104V103H109ZM122 104V103H121ZM140 104L138 105V107L140 106ZM145 104V103H144ZM173 104V103H172ZM227 104V103H226ZM262 104V103H261ZM166 105H168V104H166ZM236 105H238V104H236ZM251 105H252V103H251ZM250 105V106H251ZM260 105V104H259ZM64 106V107H63ZM62 107L63 108H65V104L63 105ZM145 106V105H144ZM143 106V107H144ZM147 106V105H146ZM149 106V105H148ZM160 106V105H159ZM174 106V105H173ZM172 106V107H173ZM179 106V105H178ZM178 106H176V107H178ZM249 106V107H250ZM263 106V105H262ZM103 107V106H102ZM143 107H141L142 109H143ZM155 107V106H154ZM162 107H164V106H162ZM175 107V106H174ZM180 107V106H179ZM178 107V108H179ZM213 107V106H212ZM221 107H223V106H221ZM225 107V106H224ZM245 107V106H244ZM252 107V106H251ZM66 108H68V107H66ZM66 108H65V110H66ZM98 108H99V105L98 106H96L95 104L93 105V106H89L88 108H87V111L89 112H93V113H96L97 111H98ZM209 108V107H208ZM232 108H234V107H232ZM231 108V109H232ZM247 108V107H246ZM245 108V109H246ZM259 108V107H258ZM150 109V108H149ZM148 109V107H147V111L149 110ZM160 109H161V107H160ZM230 109V110H231ZM252 109H253V107L251 108V110L250 109H248L249 111H248V114L246 115L245 113H243V111H246V110H243V111H241L244 115H246V116H241V114H240V116H237V117H234L235 119L234 120H228V119H222V113H220V115H219V117H218V119L217 120H215V121H213L214 120V117H212V113H209V112H206L204 109V111L206 112L205 114H202L201 112H199L200 114H202L203 116L201 117L202 118V123H201V128L200 129H198V126H200V124L199 125H197L198 123H197V121H195L194 122V120L193 119H195V117H196V119H197V116H195V117H192V124H196L195 126L193 125V128H192V130H191V132H190V134H195V135H198L199 136V138H201L203 135L202 134H200V132H201V129L202 128H204L205 129V131H207L206 133H207V137H206V139L207 138H212V137H214V136H216L217 134H220V133H222L223 135H225V137H226V134H227V138H228V136H232V134L233 133H229L230 135H228V133H227V131L229 130V129H234V128H236V127H238V126H245V125H247V127L248 126H251V125H253L254 123H258L257 125H254L253 127V129H255V133H253V134H255V136H256V139H258V140H262V138L263 137H261L260 135H261V129L260 128H262V127H264V109L263 108H261V113H259V115L258 116H256V115H251V113H252ZM123 110V109H122ZM133 110H135V109H133ZM153 110V109H152ZM176 111H177V109H175ZM209 110V109H208ZM228 110V109H227ZM226 110V111H227ZM240 110V109H239ZM242 110V109H241ZM86 111V110H85ZM119 111V110H118ZM137 111V110H136ZM144 110H142V112H143ZM151 111V110H150ZM179 111V110H178ZM200 111V110H199ZM202 111V110H201ZM212 111V110H211ZM210 111V112H211ZM235 111V110H234ZM236 111H237V109H236ZM61 112L62 113H65L64 112V109L63 110H61ZM113 112V111H112ZM117 112V111H116ZM128 112V111H127ZM133 112V111H132ZM131 112V114L134 116H136V115H138L137 114V112H136V114H133ZM141 112V111H140ZM161 112H162V117L161 118H169L167 121L165 120L164 121V123L166 122V125H167V123H168V126L167 127H175V126H177V124L180 122V119H181V117H182V115H183V112H184V110H182L178 115L176 114V115H173V116H175V118H173V120H171L170 119V115H172V109H170V107H167L166 106V108H164L163 110H161ZM225 112V111H224ZM223 112V113H224ZM237 112H240V111H237ZM92 113V114H93ZM125 113V112H124ZM145 114H146V112H144ZM230 113V112H229ZM247 113V112H246ZM97 114V113H96ZM113 114H115V116H116V113H115V110H114V112L112 113V115ZM122 114V113H121ZM127 114V113H126ZM130 114V113H129ZM150 114H152V113H150ZM174 114V113H173ZM198 113H196L195 115H197ZM233 114V113H232ZM107 115V114H106ZM119 115V114H118ZM199 115V114H198ZM236 115H238V114H236ZM48 116H50V114L48 115ZM115 116H113V117H115ZM122 116V115H121ZM172 116V117H173ZM177 116V117H176ZM120 117V116H119ZM156 117V116H155ZM200 117V116H199ZM93 118V117H92ZM112 117L110 116V120H113V118L111 119ZM116 118V117H115ZM118 118V117H117ZM147 118H148V116H147ZM232 118V117H231ZM50 119H53L51 116H50ZM145 119H146V117H145ZM144 119V120H145ZM195 119V120H196ZM233 119V118H232ZM160 120V119H159ZM200 120V119H199ZM92 121V120H91ZM94 121V120H93ZM92 121V122H93ZM109 117H108V120L107 119H105V125L107 126V124L109 125ZM137 121H139L140 122V120H137ZM155 121H157L156 119H155ZM162 121H163V119H162ZM162 121H160V122H162ZM88 122V121H87ZM87 122H85L86 124L84 125L87 129H92V126H90V128H88V124H87ZM91 122V123H92ZM98 122V121H97ZM136 122V121H135ZM194 122V123H193ZM89 123V122H88ZM95 123H96V121H95ZM111 123V122H110ZM163 123V125L164 126H166L165 124ZM90 124V123H89ZM93 124H94V122H93ZM136 124H138V123H136ZM161 124V123H160ZM260 124V125H259ZM92 125V124H91ZM102 125V124H101ZM162 125V126H163ZM58 126H60V125H58ZM112 126H113V124H112ZM161 126V125H160ZM262 126V127H261ZM97 127V126H96ZM103 127L104 126H102V128L101 129H103ZM110 127H111V125H110ZM104 128H107V127H104ZM109 128V127H108ZM107 128V129H108ZM137 128H139V125H138V127ZM242 128H244V127H242ZM242 128H240V129H242ZM98 128H96V130H97ZM106 129V130H107ZM239 129V130H240ZM246 129V128H245ZM249 129V128H248ZM104 130V129H103ZM244 130V129H243ZM247 130V129H246ZM252 132H253V130L252 129H250ZM261 130V131H260ZM202 131H203V129H202ZM236 131V130H235ZM100 132V131H99ZM231 132V131H230ZM243 132V131H242ZM250 131H248V133H249ZM263 132H264V128H263ZM92 133H93V131H92ZM96 133H98V132H96ZM244 133H246V132H243V133H241V134H244ZM94 134H95V131H94ZM221 134V135H222ZM263 134V133H262ZM6 136H9V137H6ZM99 136V135H98ZM203 136V137H204ZM100 137V136H99ZM104 137V136H103ZM167 137H168V134H165L163 137H162V139L160 140V141H158V140H154L153 141V144H152V147L150 148V149H148V147H147V145H148V141H147V139L146 138H144V139H142V140H138V142L135 144V146H136V149H137V151L140 153V154H145V153H147V152H149V153H152V154H158L159 153V149L162 147L161 145H163L164 143H165V141H166V139H167ZM199 138H198V140H199ZM215 138V137H214ZM217 138V137H216ZM222 138H224V137H222ZM230 138V137H229ZM18 138L17 137H15L14 135H13V133L11 132V131H9L6 135H2V139H1V149H0V152L1 153H4L6 150H8L14 143H16L18 140H17ZM107 139V138H106ZM109 140V139H108ZM134 140H135V137L133 138H131L130 140H128L127 139V137H123V138H121L120 139V141H119V144H122V143H124V142H129V141H131V142H134ZM186 140H188V139H186ZM210 140L211 139H209V142H210ZM214 140H217V139H214ZM235 140V142H234V145L233 146H238L239 145V143L241 142L240 141V139H234ZM233 140V141H234ZM204 141H206L205 139H204ZM207 141H208V139H207ZM206 141V143H208ZM31 142H32V140H24V141H22V142H20L18 145H19V148H21L22 150H28V148L31 146ZM200 142V141H199ZM201 142H203L202 140H201ZM205 143V144H206ZM211 143V142H210ZM209 143V144H210ZM214 143H215V141H214ZM50 144H51V141H50V138H49V136L48 135H44L43 137H42V139L40 140V142H39V147H40V149H42V150H46L47 148H49L50 147ZM34 145V144H33ZM214 145V144H213ZM262 147H264V140H262L261 141V144H260ZM32 147V146H31ZM116 147H118L117 145H115V148ZM246 150H247V147H246V145L245 146H243V148H242V151L240 152V153H238L237 154V157L234 159V160H232V161H230L229 163H228V165L226 166L227 167V171L231 174V173H233L234 171H236V170H239L241 167H242V164L246 161ZM184 150L182 149V150H180V152H183ZM28 153V152H27ZM213 154V156H214V158L216 157V154L215 153H212ZM212 154H210V155H212ZM215 154V155H214ZM263 156V155H262ZM219 164H220V159H218V160H216ZM172 164V163H171ZM171 164H169L167 167H166V169H164V173H163V177L161 178V179H159V180H148V178L146 177V175L143 173V172H140V171H137L136 172V178H137V181H144V182H148L150 185H152V186H155V187H160V186H165L166 185V183L172 178V172H171ZM3 165H4V160H2L1 158H0V170H1V168L3 167ZM203 163L201 162V161H199V160H194V161H192L191 162V165H190V167H189V169L187 170V173H188V175H187V177H188V179L187 178H181V179H179L178 180V185H181V186H187L188 188H189V192H188V196H189V201H190V204H189V206H187L183 211H184V213H185V215H187V216H193V217H195V216H198L199 215V213H200V207L205 203V202H209L210 203V207H209V209L207 210V216H206V218H205V220H204V224L205 225H209V224H211V223H213V222H215L217 219H218V216H219V213H220V211H219V204L220 203H223L224 205H225V210H224V213H223V218H222V220L220 221V222H218L217 223V225L214 227V229L213 230H209V229H206L205 230V233H204V238L208 241V242H210V240L212 239V238H214L215 240H217V241H219L220 242V244H221V251H224L225 249H227L226 251L227 252H229V253H231L232 254V256H235V255H237V254H239V253H249V255H250V257H249V263L248 264H256L257 263V256L259 255V253L262 251V247H263V245H262V243H261V240L259 239V237L257 236V235H251L250 234V231H249V228H246V226H244L243 224H244V219L242 218V216H238L237 217V221H235V222H232L231 221V219H232V217H233V213H234V202H235V199H236V197L238 196V195H240V194H242V196H243V200H244V208H243V214H246V215H249V216H253L254 214H255V212H256V210L258 209V206H259V204H261L263 201H264V192L261 194V195H259L258 196V198L256 199L255 198V194H254V188H255V182H254V178H253V176H252V174H254V173H256L257 171H258V169H259V160H253V161H251V162H249L248 164H247V172L249 173V175L247 176V178H246V180H245V183H244V185L243 186H241V185H239V184H237L235 187H233V185L231 184V178L230 177H228V176H224V178H223V180H224V183H225V187L223 188V192L222 193H219V194H216V195H214V196H207L206 195V193L207 192H210L212 189L211 188H213L214 186H215V183H216V181L218 180V178L219 177H223V175L221 176L220 175V173H219V171H217V170H215V171H209V172H205V171H203L202 169H203ZM11 166H12V168L14 169V170H16L17 171V178H15L14 179V183L17 185V186H20V187H23V188H26V189H31L32 187H34V185L36 184V182H37V180H39V178H40V176H41V174H40V172L39 171H37V172H33L32 171V169H30V167L27 165V164H21L18 160H15L14 162H12V164H11ZM36 167L37 168H51V167H53V163L49 160V159H47L46 157H42V158H40V159H38L37 160V162H36ZM58 171H62V170H58ZM90 176H91V173H89L88 175H87V179H89L90 178ZM202 177H205V181L203 182V179H202ZM94 187H96V186H94ZM49 188H50V186L49 185H46V187H44L43 189H37V190H35V197H34V199H39V198H41V197H45V202H46V204L47 205H50L51 204V201H52V199H53V195H52V193L50 192V190H49ZM67 188H69L70 189V191H80V189L79 188H77V185H76V183H75V181L74 180H72V181H70L69 182V184L67 185ZM9 189V187L7 186V185H5V183H2V184H0V195H4L5 194V192L7 191ZM232 190V192H229V190ZM129 197L126 199V205H127V208L125 207V208H121V207H119V206H113V207H111L110 209H109V211H110V213L113 215V216H115L117 219H118V227H117V230H127V229H129L130 228V226H131V207L133 206V205H142L143 204V209L145 210V213H149L150 212V210H151V206H152V204L154 203V197H149V196H146V193H145V190L144 189H141L140 187H139V185L137 184V182H134L132 185H131V188H130V193H129ZM118 195H113V197H117ZM71 209H70V213L72 214V215H75V213H76V208H77V205H78V200L77 199H74V201H71ZM163 207V209L164 210H168L169 209V206H167V205H164V206H162ZM5 213H6V216H5ZM65 209H62L61 211H60V216L63 218L64 216H65ZM17 217V210L15 209V207L13 206V205H9V207L8 208H3L1 205H0V237L3 235V234H5V232L7 231V229H8V226H9V224H11L12 223V221H14L15 220V218ZM184 222H185V219H184ZM35 225V227H36V229H35V235L36 236H38L39 235V233L41 232V225H40V223H39V219H38V216L37 215H35V214H33L32 216H30V217H28V218H25V219H21V221L18 223V226H17V229H18V232H19V234L21 235V237H20V239H18V240H16L14 237H11V236H9V237H7L8 238V240H7V243L5 244V245H1L0 244V253H3V255H2V258L0 259V264H11V262H12V259H14L15 257H19V256H21V262L19 263V264H27V263H29V261H30V259H31V256L30 255H27L26 253H24L25 252V250H26V248L28 247V243L26 242V241H24V237H25V235H26V228H27V226L28 225ZM189 224H192L193 226H195V227H198L199 226V222L198 221H192V220H189V221H186L184 224H182L181 225V229H180V231H177V232H174L173 230H174V227H175V223L172 221V222H170V223H168V225H167V231H166V233L164 234V235H161V236H159V235H155L156 237H155V240H156V242H157V245L158 246H160L163 242H168L170 245H171V249H170V257H171V259L174 261V262H178L179 264H217V260L216 259H207L206 258V254H207V251L206 250H199L198 252H196L197 253V255H199V259L197 258V259H195V261H187V260H185V259H183L182 257H180L179 255H178V253L176 252V248H175V243H179V244H182V245H190V244H193L194 246H196L197 245V243H198V240H199V237H198V234L196 233V232H192V233H190V232H188V230H187V227H188V225ZM133 226H134V228L136 229V242L138 243V244H140V246H141V250H142V252H144L145 254H151V253H153V247L148 243V242H144L143 241V233H142V227H143V220L142 219H138V220H136L135 222H134V224H133ZM116 230V231H117ZM90 232H91V229H90ZM54 238H55V232H54V230H53V228L51 227L50 229H49V233H48V235H47V237H46V241L50 244V253H51V256L53 257V259H54V264H61L62 262H63V259H64V255H65V249H64V247H63V245H62V243H61V241L60 240H58V242H54ZM228 240H233V244L231 245V246H229V247H226V245H225V242L226 241H228ZM246 241V242H245ZM208 247H211V246H208ZM136 249V245L135 244H133V243H130V242H128L127 240H125L124 238H122V237H120V236H118L115 232L110 236V238H109V240H108V242H107V244H106V247H105V249H104V251H100V252H97V255L99 256V257H101L102 259H107V260H115V261H117V262H121L122 264H125V257H127L132 251H134ZM163 262V259L162 258H160L157 262H156V264H161ZM66 264H76V262H75V260L74 259H72V260H69L68 262H66ZM132 264H143V260H142V258H141V256H138L137 258H136V260L132 263ZM263 264H264V262H263Z\"/></svg>",
  "mask_w": 264,
  "mask_h": 264
}]
</instances>
